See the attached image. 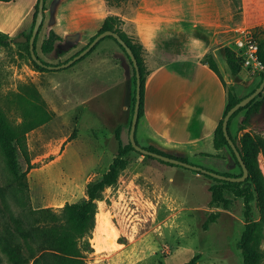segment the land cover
Masks as SVG:
<instances>
[{
  "label": "rangeland",
  "instance_id": "1",
  "mask_svg": "<svg viewBox=\"0 0 264 264\" xmlns=\"http://www.w3.org/2000/svg\"><path fill=\"white\" fill-rule=\"evenodd\" d=\"M135 1L124 0L121 6H110L115 8L112 13L125 21L121 27L134 38L129 18L134 14ZM219 2L226 9L227 26L220 33L225 47L232 27L244 19L249 23L252 15L264 14V0ZM7 11L8 2H1L0 18L4 19ZM253 29L258 38H263L264 20ZM0 31L12 40L10 44L0 45V112L11 124H20L21 111L15 101L19 93L28 98L37 94L50 113L47 121L24 133L21 144H14V154L8 151L14 155L12 170L3 167L4 154L0 151V180L1 175H6L7 180L15 182L5 185L0 205L18 212L20 185L24 184L33 208L51 207L60 212L65 203L86 197V184L106 172L120 145L129 141L135 102L132 66L113 38L106 37L70 66L38 70L28 56L24 44L27 40L20 39L19 33L8 35L1 26ZM48 32L46 21L36 39V52L53 64L67 59L87 41L80 37L75 42L53 38L51 45L47 42L42 51ZM218 53L220 59L224 52ZM143 58L147 70L159 59L148 58L146 52ZM217 64L222 67L220 60ZM92 69L97 70L96 73H92ZM230 76L235 88L243 90L239 97L251 91L245 89L250 78L256 76V82L261 79V75H246L243 71ZM257 99L261 100L259 110L251 115L244 128L245 110L238 112L241 117L231 135L239 147L246 133L264 139V89ZM123 106L127 107L124 111ZM140 127L142 129V125ZM137 140L143 146L151 143L140 135ZM167 149L179 156L174 148ZM204 155L208 159L197 156L187 159L210 170L242 174L228 148ZM261 158L264 152L259 150L256 163L263 174ZM121 159L122 166L115 181L96 199L95 224L80 242L79 254L87 264H242V254L236 246L246 223L242 196L226 188L222 193L225 202L216 203L212 201L211 188L218 181L204 173L164 163L136 149L128 150ZM13 170L16 173L11 174ZM248 184L253 187L251 181ZM262 194L264 197L263 187ZM250 205L251 218L259 220L257 194ZM260 248L263 256L259 264H264V226ZM0 258V264H8L1 252ZM29 264H33V259Z\"/></svg>",
  "mask_w": 264,
  "mask_h": 264
},
{
  "label": "crops",
  "instance_id": "2",
  "mask_svg": "<svg viewBox=\"0 0 264 264\" xmlns=\"http://www.w3.org/2000/svg\"><path fill=\"white\" fill-rule=\"evenodd\" d=\"M37 1H0L8 2V11L4 19L0 18L2 29L8 31V35L19 33L20 37L24 36L32 26ZM44 4V23L47 21L48 28L62 40L72 42L95 34L106 15L115 9L105 0H45ZM225 13L219 0L138 1L130 18L134 33L148 58L159 59L146 76L144 113L137 126V139L140 135L151 142L147 145L167 153L171 152L167 147H171L179 152L178 155L188 158L208 159L205 153L216 152L213 138L225 106V88L221 78L202 61V56L211 52L217 62H222L219 70L224 82L238 97L243 91L235 88L224 53L218 58V52H224L225 48L220 39V33L227 26ZM242 23L250 25L245 19ZM231 35L226 42L228 47L231 46ZM119 58L123 60L122 56ZM96 71L92 69V73ZM242 71L248 75L245 69L240 73ZM256 81V76L250 78L245 89L252 91ZM126 108L123 106L122 110ZM240 117L237 114L230 124L232 134ZM261 159L264 165V158ZM263 165L260 166L264 174Z\"/></svg>",
  "mask_w": 264,
  "mask_h": 264
},
{
  "label": "trees",
  "instance_id": "3",
  "mask_svg": "<svg viewBox=\"0 0 264 264\" xmlns=\"http://www.w3.org/2000/svg\"><path fill=\"white\" fill-rule=\"evenodd\" d=\"M123 1L124 0H105L106 4L109 6H121ZM138 1L139 0L135 1V5H137ZM234 2L235 0H232V3ZM37 4L38 1L35 6V13L33 17L32 26L29 32L24 33V36H26L28 39L31 35L32 27L34 24L36 12H37ZM45 9L46 7L44 4V18H45ZM44 18L39 28V31L43 27ZM263 20H264V14L263 15L256 14L255 16L252 15V19L250 17L248 22L253 27H255L256 25H258L259 22ZM124 22L125 21L122 18H120L118 14L109 13L104 18L102 26L99 28V30L95 34L90 36L85 42V44L79 50L71 54L67 59H65L62 62L67 61L73 55L77 54L95 37L97 33L106 29H110L117 32L125 41V43L131 48L133 54L137 59L139 66L141 84H140V107H139L138 121L136 125V130H137L138 123L144 113L143 110L144 85L149 70L146 69L145 67L146 60L143 58L144 52H146L145 48L143 47L142 43L140 42L139 38L135 33H134L135 34V38H134V36L129 35L128 32L121 27V24H123ZM38 33L34 40V50L36 54H37L36 39ZM255 35L257 37V33H255ZM106 37L113 38V40L123 50L128 61L132 66L133 78L135 84L134 95H133V101H134L135 90H136L135 68L124 46L121 43H119L116 40V38H114L113 36L107 35L101 38L87 53H85L83 56H81L73 63L77 62L78 60L82 59L87 54H89L98 45V43ZM53 38L61 40V37L58 34H56L52 29H49L48 37L45 40L43 39L41 45L42 51H45V44L47 42H49V44L51 45ZM257 39L259 43V57L261 61L264 63V37L263 38L257 37ZM11 42H12L11 38H9V36H7L5 33L0 31V45L4 46L10 44ZM24 44L26 46V50L29 58L32 59L28 40ZM224 54L230 74L236 75L242 69V58L238 56L228 46L224 48ZM40 59L46 64H53L46 62L42 58ZM201 59L203 62H207L209 67L221 78L225 88V106L222 117L220 118L214 131V138H213L214 148L216 149L217 153H219V151L224 150L225 148H228L235 161L239 164V161L237 160L232 148L228 144L227 139L223 134L222 120L228 109L242 97L236 96V94L233 91V88L227 85L226 82H224L218 64L215 60V57L211 52H206ZM32 62L38 70H48V68L39 65L33 59ZM260 75H261V79L258 81L256 87L261 82L264 76V72L260 73ZM259 96L260 93L252 100H250L246 105L236 110L231 115L228 121L229 135L233 139L234 143L236 144L238 150L242 155V159L248 169V176L242 181H230V180L213 177L207 173L197 171L199 173H204L205 175H208L209 177H212L218 181L211 188L213 202L216 203L225 202V198L223 197L222 193L226 188L230 189L236 196H242L244 199V205H245L244 215L246 218V223L240 235V238L236 242V246L242 254V259H243L242 264H259L263 256L260 248V238L264 226V197L262 194V187L264 188V175L260 174V170L257 167L256 154L259 150H262L264 152V139L261 137L253 138L248 133H246L243 135L244 137L242 138V142H241L242 146L239 147V145H237V143L235 142L234 138L231 135L229 124L231 119L235 115H237L239 111L245 110V116L242 120V125H243L242 127L244 128L245 124L249 122L251 115L255 114L259 110L260 101H261L257 99ZM15 101L18 108L21 111L22 121L20 124L17 125L11 124L5 118V116L0 112V132L2 134V138L0 139L1 141L0 144L2 148H0V151L4 154L3 167L5 165L9 169L11 168V170H12V166L14 165L13 163L14 155L12 154L16 152V147L14 144L15 143L17 145L21 144L25 132L47 121L50 118V113L45 108L44 102L40 99V97L37 94H34V98L32 97L28 98L18 93L16 94ZM132 111H133V107H132ZM136 130H135V138H136ZM118 133L119 131L116 130V136H118ZM136 141L138 142L137 138ZM144 147L155 152H160L172 157H177L179 159L188 161L186 156L172 155L171 153H167L160 150L154 145H148ZM130 149L131 150L135 149L132 146L130 140L126 144L120 145L118 149V154L109 164L108 170L103 174H101L100 176H95L86 184V197H83L71 203L68 202L65 203L64 206L61 208L60 212H57L51 207L33 208L28 201L27 188L25 187L24 184L20 185L21 203L19 205L18 212H15L9 207L7 208L3 204L0 205V211L2 212L0 214V252L6 257L8 264H29V261L31 259H33V264H41V263L42 264H87V262L79 254L80 242L90 232V230L93 228L95 224V214L97 207L96 199L100 197L101 192L107 185L115 181L118 171L122 166L121 156ZM8 151H10L12 154H8ZM156 159L167 164L178 165L175 163L161 160L159 158ZM14 173L16 172L13 170L11 174ZM223 174L238 176L236 174H231V173H223ZM5 176L1 175L2 179L0 180L1 199H4L3 190L5 185L10 183L11 184L15 183L13 180H7ZM14 178L16 179L17 177ZM249 181H251L254 188L248 184ZM1 182L4 183L1 184ZM255 194H257L258 197L260 198L259 208L261 212V217L259 220L252 219L250 215V208H251L250 202L253 200ZM183 264H188V262Z\"/></svg>",
  "mask_w": 264,
  "mask_h": 264
},
{
  "label": "water",
  "instance_id": "4",
  "mask_svg": "<svg viewBox=\"0 0 264 264\" xmlns=\"http://www.w3.org/2000/svg\"><path fill=\"white\" fill-rule=\"evenodd\" d=\"M44 2H45V0H38L37 12H36L34 24H33L31 35H30L29 39L26 36L20 37V39H22V40H25V41L28 40L31 57L39 65L44 66L48 69H60V68L67 67L70 64H72L74 61L79 59L81 56H83L85 53H87L101 38H103L107 35L113 36L114 38H116V40L119 43H121L124 46L127 54L129 55V57L132 61L133 66L135 68L136 90H135V102H134V107H133V112H132V118H131L130 127H129V140H130L132 146L137 151L151 155V156H154V157L159 158V159L164 160V161L179 164V165H182L184 167H187V168H190V169H193L196 171L207 173L209 175H212V176L220 178V179H225V180H230V181H242L248 176V169H247V167H246V165L242 159V155H241L240 151L238 150L236 144L234 143L233 139L229 135L228 121H229L231 115L236 110H238L240 107L246 105L250 100H252L254 97H256L264 89V76L256 88H254L247 95L243 96L241 99H239L237 102H235L228 109V111L225 113L223 120H222L223 134L226 137L228 144L232 148L237 160L239 161V164L242 168V174L241 175H238V176L226 175L223 173L216 172L214 170L207 169V168L202 167L200 165L191 163L189 161L179 159L177 157H172V156L160 153V152H155V151L149 150L146 147L141 146L136 141V138H135V130H136V125H137V121H138V114H139V107H140V84H141L140 81H141V78H140L138 62H137V59H136L135 55L133 54L131 48L125 43V41L122 39V37L117 32L110 30V29H106V30H103V31L97 33L95 35V37L83 49H81L77 54L73 55L67 61L62 62V63H58V64H46V63H44L38 57V55L35 53V50H34V40H35V37L39 31V28H40L42 22H43V18H44Z\"/></svg>",
  "mask_w": 264,
  "mask_h": 264
},
{
  "label": "built area",
  "instance_id": "5",
  "mask_svg": "<svg viewBox=\"0 0 264 264\" xmlns=\"http://www.w3.org/2000/svg\"><path fill=\"white\" fill-rule=\"evenodd\" d=\"M229 48L242 58V69L248 75H260L264 72V63L259 57L258 39L250 25L239 23L233 27Z\"/></svg>",
  "mask_w": 264,
  "mask_h": 264
}]
</instances>
